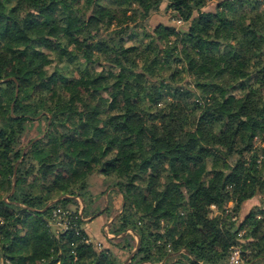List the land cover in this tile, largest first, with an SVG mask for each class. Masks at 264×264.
<instances>
[{
	"label": "trees",
	"instance_id": "trees-1",
	"mask_svg": "<svg viewBox=\"0 0 264 264\" xmlns=\"http://www.w3.org/2000/svg\"><path fill=\"white\" fill-rule=\"evenodd\" d=\"M163 1L182 26L139 33L158 0H0V264H122L84 229L96 173L128 264L264 260V0Z\"/></svg>",
	"mask_w": 264,
	"mask_h": 264
},
{
	"label": "rangeland",
	"instance_id": "rangeland-1",
	"mask_svg": "<svg viewBox=\"0 0 264 264\" xmlns=\"http://www.w3.org/2000/svg\"><path fill=\"white\" fill-rule=\"evenodd\" d=\"M159 1V10L157 12H154L150 15V17L143 22L142 29H140V26H137L133 30L136 32H141L142 30L148 33H152L154 28L157 25H164V26H170L179 28L182 26V23L180 21L175 20L173 17H171V11L166 8V2L163 0ZM220 0H211L208 2L207 6L204 8V10H212L214 9L216 3ZM262 4L261 9L264 8V2H261ZM128 28L125 29V32H128ZM80 43V42H79ZM127 45L131 44V41H127ZM57 66V68H56ZM96 69L99 70V66H94ZM58 69L64 73H69L75 77H78L81 75V67L79 63H70V62H63L60 65H57V63H53L50 67H48V72H52L54 69ZM185 81L191 82V78L186 77ZM239 95L237 91L232 92L229 95L228 100H233ZM46 122H42L41 125H38L37 122L32 123L29 126V129L27 130L26 135L22 139L21 146H25L29 140L42 135L40 134L43 128L45 127ZM255 144H260V141L255 139ZM159 180V179H158ZM113 186L109 187L107 184V181L104 180L103 176L100 173L94 174L90 180H89V188L88 192L91 197V201L88 204L87 208V214L88 216L83 218V220L86 222L84 225V229L89 233L92 241L96 245L98 249L100 248H110V250L120 257L122 260V264H128L129 259L134 254L138 239L134 237V241H131V245L134 246L136 244V247L133 248L131 254H128L127 251L121 252L120 246L121 242L119 237L113 234L108 233L109 224L112 222L114 218H116L120 212L122 211V203L120 197L113 191ZM89 199H87V203ZM79 204L77 206H72V209L78 212V214H81V210L84 207V203L81 199H78ZM92 212H96L94 215H92ZM242 218V216L240 217ZM55 227V226H54ZM53 227V228H54ZM61 229L66 228V224L63 226H60ZM60 228H57L58 231ZM130 232V231H128ZM110 238L113 241L109 242L107 239Z\"/></svg>",
	"mask_w": 264,
	"mask_h": 264
},
{
	"label": "built area",
	"instance_id": "built-area-1",
	"mask_svg": "<svg viewBox=\"0 0 264 264\" xmlns=\"http://www.w3.org/2000/svg\"><path fill=\"white\" fill-rule=\"evenodd\" d=\"M55 215L58 220L57 221L58 226H63L67 224L65 213H62L61 210H57ZM229 262L230 264H243L242 259H241V250L239 246H233L231 248V251L229 254Z\"/></svg>",
	"mask_w": 264,
	"mask_h": 264
},
{
	"label": "crops",
	"instance_id": "crops-1",
	"mask_svg": "<svg viewBox=\"0 0 264 264\" xmlns=\"http://www.w3.org/2000/svg\"><path fill=\"white\" fill-rule=\"evenodd\" d=\"M253 207H262L264 208V192L260 195L255 196L251 200L245 202L241 209L242 218L249 212ZM110 239V238H109ZM257 264H264V260L259 261Z\"/></svg>",
	"mask_w": 264,
	"mask_h": 264
},
{
	"label": "water",
	"instance_id": "water-1",
	"mask_svg": "<svg viewBox=\"0 0 264 264\" xmlns=\"http://www.w3.org/2000/svg\"><path fill=\"white\" fill-rule=\"evenodd\" d=\"M138 245V244H137Z\"/></svg>",
	"mask_w": 264,
	"mask_h": 264
}]
</instances>
